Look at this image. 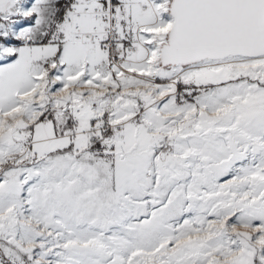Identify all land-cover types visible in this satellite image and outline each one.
Here are the masks:
<instances>
[{
  "label": "snow or ice",
  "instance_id": "6c2138e0",
  "mask_svg": "<svg viewBox=\"0 0 264 264\" xmlns=\"http://www.w3.org/2000/svg\"><path fill=\"white\" fill-rule=\"evenodd\" d=\"M0 264H264V0H0Z\"/></svg>",
  "mask_w": 264,
  "mask_h": 264
}]
</instances>
